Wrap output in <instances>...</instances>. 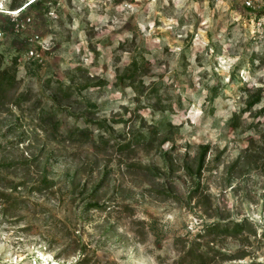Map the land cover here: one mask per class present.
Listing matches in <instances>:
<instances>
[{
    "label": "rangeland",
    "instance_id": "374dc122",
    "mask_svg": "<svg viewBox=\"0 0 264 264\" xmlns=\"http://www.w3.org/2000/svg\"><path fill=\"white\" fill-rule=\"evenodd\" d=\"M29 1L0 0V264H264V0Z\"/></svg>",
    "mask_w": 264,
    "mask_h": 264
},
{
    "label": "trees",
    "instance_id": "16d2710c",
    "mask_svg": "<svg viewBox=\"0 0 264 264\" xmlns=\"http://www.w3.org/2000/svg\"><path fill=\"white\" fill-rule=\"evenodd\" d=\"M46 0H31L30 2L26 3L25 5H22L20 7V10H22L23 8L27 7V6H33L35 8H39L42 6H46L44 5V2ZM259 96L257 95L252 101H249L248 105L251 106L254 103H257L259 101ZM263 110H264V106H263ZM206 228H208L211 231H216L219 228H222V232H224L225 234H231V232L229 231V228L226 226V224H221L220 222L218 223H212L211 225H208ZM234 228V233H239V231L242 229V223H235L233 225ZM233 234V233H232Z\"/></svg>",
    "mask_w": 264,
    "mask_h": 264
},
{
    "label": "bare ground",
    "instance_id": "6f19581e",
    "mask_svg": "<svg viewBox=\"0 0 264 264\" xmlns=\"http://www.w3.org/2000/svg\"><path fill=\"white\" fill-rule=\"evenodd\" d=\"M17 11L15 9L9 10L8 13L9 14H15Z\"/></svg>",
    "mask_w": 264,
    "mask_h": 264
},
{
    "label": "built area",
    "instance_id": "2783aa9c",
    "mask_svg": "<svg viewBox=\"0 0 264 264\" xmlns=\"http://www.w3.org/2000/svg\"><path fill=\"white\" fill-rule=\"evenodd\" d=\"M246 4L249 5V6H251V1L250 0H247L246 1ZM30 54H33V51H30Z\"/></svg>",
    "mask_w": 264,
    "mask_h": 264
}]
</instances>
